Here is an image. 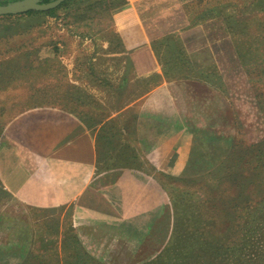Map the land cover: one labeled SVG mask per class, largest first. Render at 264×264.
Listing matches in <instances>:
<instances>
[{"label":"crops","instance_id":"0c3cea01","mask_svg":"<svg viewBox=\"0 0 264 264\" xmlns=\"http://www.w3.org/2000/svg\"><path fill=\"white\" fill-rule=\"evenodd\" d=\"M210 2L112 3L102 31L119 50L96 55L111 68L95 72L113 91L143 88L139 96L110 105L101 80L88 89L68 68L60 101H38L9 122L0 134V264H24L39 247L40 219L54 214L82 247L88 228L106 246L124 244L172 218L169 180L221 167L235 145V102L253 84Z\"/></svg>","mask_w":264,"mask_h":264},{"label":"rangeland","instance_id":"374dc122","mask_svg":"<svg viewBox=\"0 0 264 264\" xmlns=\"http://www.w3.org/2000/svg\"><path fill=\"white\" fill-rule=\"evenodd\" d=\"M117 2L77 0L62 3L50 15L0 17V134L38 101L63 98L70 90L68 68L76 70L75 82L83 80L88 89L94 90L101 80L110 105L139 96L138 87L113 91L107 78L95 72L111 68V61L96 62V55L119 50L113 33L102 31L107 24L104 13ZM210 4L215 17L225 16L230 25L233 50L253 84V92H242L244 99L235 102L231 154L209 175L169 180L172 218L167 213L153 229L124 244L106 246L104 234L88 228L86 252L72 230L62 228L58 214L40 219L41 249L28 264H264V0Z\"/></svg>","mask_w":264,"mask_h":264},{"label":"water","instance_id":"95a60500","mask_svg":"<svg viewBox=\"0 0 264 264\" xmlns=\"http://www.w3.org/2000/svg\"><path fill=\"white\" fill-rule=\"evenodd\" d=\"M41 1L42 0H22L15 3L0 5V17L23 14L29 11H49L69 0H53L49 3H41Z\"/></svg>","mask_w":264,"mask_h":264},{"label":"trees","instance_id":"16d2710c","mask_svg":"<svg viewBox=\"0 0 264 264\" xmlns=\"http://www.w3.org/2000/svg\"><path fill=\"white\" fill-rule=\"evenodd\" d=\"M51 1H53V0H42L41 1V3H49V2H51ZM72 1H77V0H69V1H67V2H64L63 3V5L64 4H66V3H68V2H72ZM3 4H5V3H0V5H3ZM55 11V9H51V10H49V11H44V12H37V11H29V12H27V13H25V15H45V14H47V15H50V14H52L53 12ZM49 101H51V100H47V102H49ZM75 236H73V238H74ZM77 241V240H76ZM39 249H41V246L39 245V247L35 250L36 252L39 250ZM34 251V252H35ZM34 252H31V254H30V256H29V258L32 256V258H34V256H35V254H34ZM29 258L27 259V261L24 263V264H28L29 263Z\"/></svg>","mask_w":264,"mask_h":264}]
</instances>
